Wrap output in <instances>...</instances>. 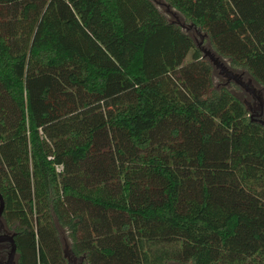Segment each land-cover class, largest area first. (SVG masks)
I'll use <instances>...</instances> for the list:
<instances>
[{"label": "trees", "instance_id": "16d2710c", "mask_svg": "<svg viewBox=\"0 0 264 264\" xmlns=\"http://www.w3.org/2000/svg\"><path fill=\"white\" fill-rule=\"evenodd\" d=\"M264 87V0H165ZM153 0H0V193L18 264H264V126ZM63 229V230H64Z\"/></svg>", "mask_w": 264, "mask_h": 264}, {"label": "rangeland", "instance_id": "374dc122", "mask_svg": "<svg viewBox=\"0 0 264 264\" xmlns=\"http://www.w3.org/2000/svg\"><path fill=\"white\" fill-rule=\"evenodd\" d=\"M153 1L155 2V4L159 7V9L165 14V16L171 22L180 25L185 32L191 34L195 38L196 42L203 49L204 54L207 50L211 51L212 53H215L210 46L207 35L203 31L198 29L192 23L188 22L181 13H179L177 10L172 8L165 0H153ZM215 55L218 56L216 53H215ZM205 56L211 60L210 56H208L206 54H205ZM219 58L226 65L230 64L227 59H224L221 57H219ZM213 64H214V62H213ZM214 65H215V68L217 71L216 72V81H215L216 85L217 86H227L229 89L236 92L239 95V97H241L243 100H246V99L249 100L248 93L246 92L247 90L245 88H243L242 86H240L239 84H237L234 80H229V76L226 75L222 71V68L218 67L216 64H214ZM235 72H238V74H242V80L244 83L248 82L249 75L246 72H243V71H235ZM63 229L64 228H60L61 237H62V241L64 244L65 251H66L67 256L70 260V263L71 264H85V258L83 256L76 257L71 252L72 241L70 239L69 233L65 229L64 230ZM171 264H179V263L172 262Z\"/></svg>", "mask_w": 264, "mask_h": 264}, {"label": "flooded vegetation", "instance_id": "af4514ba", "mask_svg": "<svg viewBox=\"0 0 264 264\" xmlns=\"http://www.w3.org/2000/svg\"><path fill=\"white\" fill-rule=\"evenodd\" d=\"M235 71H239V70H235ZM239 76L242 79V74H239ZM235 82L239 84L240 86H242L237 81ZM242 87L247 90L246 92L248 93V96H249V100L246 99L244 100V102L246 103L247 108L250 111L251 119L264 126V123H263L264 122V87L260 86L250 75H249L248 82L245 83V86H242ZM6 234H14V233H11L8 230L6 224L4 223L3 215H2V218L0 220V236L6 235ZM9 250H10V244L8 242L6 241L0 242V264H6V261L8 259ZM15 264H18L17 261Z\"/></svg>", "mask_w": 264, "mask_h": 264}, {"label": "water", "instance_id": "95a60500", "mask_svg": "<svg viewBox=\"0 0 264 264\" xmlns=\"http://www.w3.org/2000/svg\"><path fill=\"white\" fill-rule=\"evenodd\" d=\"M195 26V25H194ZM206 55L210 56L211 60L216 64L218 67L222 68V71L229 76V80H235L238 83H240L242 86H245V83L240 78L239 74L236 73L231 66L226 65L221 61L219 56H216L215 53H212L211 51L207 50L205 52ZM264 123V122H263ZM5 208V201L4 197L0 193V220L2 218L3 212ZM8 242L10 244V250L8 254V259L6 261V264H15L17 261V244L15 241V234H6L0 236V242Z\"/></svg>", "mask_w": 264, "mask_h": 264}]
</instances>
